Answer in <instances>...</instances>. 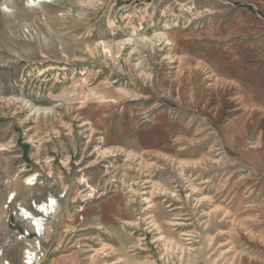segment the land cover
Wrapping results in <instances>:
<instances>
[{"label": "rangeland", "instance_id": "374dc122", "mask_svg": "<svg viewBox=\"0 0 264 264\" xmlns=\"http://www.w3.org/2000/svg\"><path fill=\"white\" fill-rule=\"evenodd\" d=\"M262 47L264 0H0V264H264Z\"/></svg>", "mask_w": 264, "mask_h": 264}, {"label": "bare ground", "instance_id": "6f19581e", "mask_svg": "<svg viewBox=\"0 0 264 264\" xmlns=\"http://www.w3.org/2000/svg\"><path fill=\"white\" fill-rule=\"evenodd\" d=\"M32 1L34 2L33 5H35V3L38 4L44 0H32ZM33 179H36V177L32 176V177L28 178L29 181H32ZM28 180H26V181H28ZM13 195L15 197V194H13ZM54 205H55V199L53 197H50V198H47L46 200H44L43 202H41L40 204L35 205L36 211L40 213L38 215H35L30 209H24L23 207L20 209H22L21 214H22L24 219L30 220V224H31V222L34 221V223L39 228H41V226L42 225L44 226V223H46V222H44V221H47L46 218L52 214ZM29 254H30L29 262H27V263L25 262L24 264H31L33 262V260H34L33 255L31 254V252H29Z\"/></svg>", "mask_w": 264, "mask_h": 264}, {"label": "crops", "instance_id": "0c3cea01", "mask_svg": "<svg viewBox=\"0 0 264 264\" xmlns=\"http://www.w3.org/2000/svg\"><path fill=\"white\" fill-rule=\"evenodd\" d=\"M237 5L244 6L250 11H254L252 5H241L239 3H237ZM250 7H252V10ZM245 52H247L245 58L249 59V63L251 64L247 72L244 70V74L246 72L245 78L248 79L249 77L251 80L255 81V86L264 88V47L252 49L250 51L246 50Z\"/></svg>", "mask_w": 264, "mask_h": 264}, {"label": "built area", "instance_id": "2783aa9c", "mask_svg": "<svg viewBox=\"0 0 264 264\" xmlns=\"http://www.w3.org/2000/svg\"><path fill=\"white\" fill-rule=\"evenodd\" d=\"M52 2H53V0H44V1L40 2V3H52ZM14 199H15L14 195L13 194L10 195L8 200H7V202H8L7 204H11ZM27 221H28V227H29V232L27 233V236H33V237H36V238H40V237H42L44 235V232H45V229H46L45 228L46 227V223H44V226L42 225L41 228H39L34 223V221L31 222V225L29 224V220H27ZM44 222H46V221H44ZM40 246L41 245L39 243V247H36L33 250L32 249L28 250V252L26 253V263L29 262V257H30L29 252H31V254L33 255V259H34L31 264H41L42 263L45 254H44V251L42 250V248ZM7 264H9V263L7 262Z\"/></svg>", "mask_w": 264, "mask_h": 264}, {"label": "trees", "instance_id": "16d2710c", "mask_svg": "<svg viewBox=\"0 0 264 264\" xmlns=\"http://www.w3.org/2000/svg\"><path fill=\"white\" fill-rule=\"evenodd\" d=\"M250 9L252 10V7H250Z\"/></svg>", "mask_w": 264, "mask_h": 264}]
</instances>
